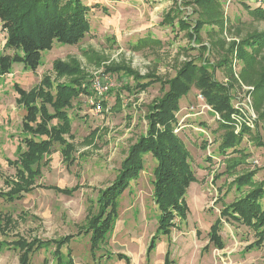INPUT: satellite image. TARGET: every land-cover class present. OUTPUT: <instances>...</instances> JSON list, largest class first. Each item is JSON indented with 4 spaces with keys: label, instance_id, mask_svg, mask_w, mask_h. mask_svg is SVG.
Here are the masks:
<instances>
[{
    "label": "rangeland",
    "instance_id": "rangeland-1",
    "mask_svg": "<svg viewBox=\"0 0 264 264\" xmlns=\"http://www.w3.org/2000/svg\"><path fill=\"white\" fill-rule=\"evenodd\" d=\"M217 1L213 7L202 8L194 0H85L92 10L84 40L71 45L56 41L52 50L44 52L36 71L27 75V69L15 63L13 74L0 80V91L9 100L3 108L18 112L11 119L12 143L0 153V191L7 188L4 179L16 173L3 156L16 159V142L24 137L23 125L13 123L21 107L25 109L15 100V95L19 97L15 83L30 87L29 92L50 80L56 94L58 83L90 80V92L75 97L68 109L72 136L65 137L73 150L65 159L63 145L54 143L40 163L42 172L35 182L59 188L78 186L77 190L66 194L37 187L15 200L0 197V214L4 216L0 264H20L21 251L11 247L18 239L32 243L68 235L74 238L62 251L66 256L71 252L74 264H127L125 258L119 259V253L131 264L147 260L148 246L159 226L153 190L158 162L150 153L143 157L144 168L138 178L132 179L118 198V215L105 243L93 251L91 235L80 230L99 212L102 191L117 180L131 145L149 129L153 102L164 94L159 81L144 90L137 88L138 78L129 70L141 76L142 84L158 78L167 82L189 61L208 63L216 78L230 88L231 102L243 119L236 112L233 124L224 125L220 113L198 99L201 91L195 86L180 100L173 132L186 146L198 181L186 194L187 219L170 235L161 236L148 264H164L168 250L171 260L175 245L178 261L172 264H264V239L259 240L251 227L221 216L225 205L264 180V88L255 85L264 73V45L258 53L247 48L257 54L248 62L235 47L243 39L264 34V15L249 10L264 9V0ZM200 15L208 23L201 40L195 42L188 29L179 26V19L189 18L194 23ZM6 37L0 22V49ZM57 61L71 73H58ZM102 71L110 76V86L102 95L107 110L96 113L94 104L100 96L92 80ZM192 103L197 106L191 108ZM232 133L238 136V148L224 151V140ZM248 172L256 173L254 184L238 188L235 179ZM261 202L264 205V197ZM219 220L226 247L219 250L210 244L205 251L209 231ZM55 251L54 244L36 250L29 256V264H53Z\"/></svg>",
    "mask_w": 264,
    "mask_h": 264
},
{
    "label": "trees",
    "instance_id": "trees-1",
    "mask_svg": "<svg viewBox=\"0 0 264 264\" xmlns=\"http://www.w3.org/2000/svg\"><path fill=\"white\" fill-rule=\"evenodd\" d=\"M194 2L206 8L213 7L218 1L194 0ZM91 10L92 6L85 0H0L1 28L7 36L0 49V80L12 73L15 63L22 64L27 70L36 71L41 66L44 52L52 50L56 41L71 45L84 40L91 26L88 18ZM249 10L264 15L262 8L257 10L249 8ZM207 23L204 16L194 23L190 22L189 18L179 19V26L182 29L187 28L191 39L195 42L201 40L202 29ZM261 44L264 45V34L243 39L235 47L238 46L240 58L248 62L257 54L254 55L247 48L258 53ZM207 65L206 62L196 64L189 61L178 70L172 80L165 82L158 78L144 84L141 83V76L129 70L138 78L137 88L144 90L154 81H159L164 94L153 102L154 109L148 116L149 129L144 136L131 145L117 180L102 191L98 203L99 212L90 218L88 226L80 230L86 235H91L93 251L105 243L107 234L118 215V198L132 179L138 178V173L144 168L143 157L146 154L150 153L158 162L154 169L153 190L154 202L159 210L157 234L151 238L147 255L150 256L156 249L162 235H170L171 231L179 226L180 221L187 219L190 208L186 201V194L191 184L197 182L198 178L186 146L173 132V125L177 121L175 113L181 108L180 100L187 97L191 87L195 86L203 94L205 102L223 117L224 125L231 126L236 119L232 118V115L234 116L237 112L231 102L230 88L220 82ZM55 68L61 74L71 73L69 67L59 61L56 62ZM86 80L76 78L68 84L58 83L56 94L51 91L50 80H46L45 85L33 88L29 92L15 83L16 91L19 93L17 103L25 107L27 112L22 121L24 137L19 145L16 160L8 161L16 168L15 177L6 179L9 189L0 192V197L15 200L37 187L53 189L59 193H75L78 186L59 188L39 185L35 182L36 177H39L42 172L40 163L44 160L45 154L51 152L54 143L63 145L66 151L65 159L68 158V152L73 150V146L65 137V134L72 136V120L68 109L72 107V100L75 97L81 93L90 92L88 90L90 80ZM83 83H86L85 87ZM255 85L258 89L264 88V73ZM191 106H197V104L192 103ZM237 115L243 119L240 112H237ZM238 141V136L232 133L224 140V151L232 147L238 148ZM255 175V172H248L236 178L238 188L254 184ZM263 197L264 180L234 199L232 204L225 205L221 216L227 221H237L251 227L258 234L259 240L263 241L264 205L261 202ZM3 218L4 216L0 214V230L3 228ZM209 232L210 243L206 245L205 251L210 244L219 250L226 247L221 234V220L214 223ZM73 238L72 235H68L61 237L60 240H35L32 243L18 239L11 243V247L21 251L20 264H29V256L33 252L54 244L56 260L53 264H74L71 252L66 256L62 251V247ZM170 253L171 251L168 250L165 264H172ZM120 258H125L126 263L131 264L130 259L123 253H119Z\"/></svg>",
    "mask_w": 264,
    "mask_h": 264
},
{
    "label": "crops",
    "instance_id": "crops-1",
    "mask_svg": "<svg viewBox=\"0 0 264 264\" xmlns=\"http://www.w3.org/2000/svg\"><path fill=\"white\" fill-rule=\"evenodd\" d=\"M16 65H14V67H13V69H15L16 67H15ZM19 66H21V67H23L24 68V66L21 64V65H19ZM30 71H32V70H27V75H28V73L30 72ZM13 74V71H12V73L10 74V75H12ZM10 75H8V76H5V77H2V78H6V77H9ZM1 78V79H2ZM17 79V78H16ZM18 80V79H17ZM15 81V80H14ZM23 88L25 89V90H29V88H27L26 86H23ZM18 98V95L16 96L15 95V100ZM9 100H8V98L7 97H5L4 96V93H2V91H0V153H2V154H4L5 153V151H6V148H7V145H9L10 144V142H11V140H12V128H11V125H12V123H11V119L13 120L14 118H15V114H17L18 112H16L15 111V113H13V112H10L8 109H4L3 107H5V104L8 102ZM18 106V105H17ZM16 105L15 106H13V108L14 109H17L18 107H17ZM20 116H18L14 121H13V123H15V122H17V123H19V125L21 126V125H23V123H22V121H23V118H24V116L26 115V110L24 109V108H22L21 107V109H20ZM18 118H19V120H18ZM21 119V120H20ZM17 133H19V134H17L18 136H20V130H18V131H16ZM24 134V133H23ZM20 139H22L21 138V136H20ZM12 143V142H11ZM20 143H21V141H19V140H17V142H16V145H15V149H14V155L15 156H18V153H19V151H18V149H19V145H20ZM17 158V157H16ZM3 159H5L6 160V162H7V165H9V166H13V165H10L9 163H8V161L9 160H12V159H10L9 157H4L3 156ZM16 159H14V160H12V161H15ZM13 167H15V166H13ZM15 170H16V168H15ZM16 174V173H15ZM14 177H11V178H5L4 180H5V184H6V179H13ZM6 187H7V184H6ZM9 188L7 187L6 189H4L3 191H6V190H8ZM3 191H0V192H3ZM172 247H174L173 249H172V255H171V260H172V262H174V263H177V261H178V258L176 257H174L177 253H176V245L175 246H172ZM200 253H201V250H200ZM146 254H147V252H146ZM153 255V253L152 254H150V256H148L147 255V260H145V259H143V262H142V264H148V262H150L151 261V256ZM201 255V254H200ZM164 260H165V258H164ZM164 260H163V262H164ZM164 264H165V262H164Z\"/></svg>",
    "mask_w": 264,
    "mask_h": 264
},
{
    "label": "built area",
    "instance_id": "built-area-1",
    "mask_svg": "<svg viewBox=\"0 0 264 264\" xmlns=\"http://www.w3.org/2000/svg\"><path fill=\"white\" fill-rule=\"evenodd\" d=\"M109 82H110V76H108L105 73V71L104 72L102 71L99 74H97L95 76V78L92 80L93 89H94L96 95L100 96V97H98V100L94 104L95 105L94 106V110H95L96 113H101V112L107 110L106 106L102 102V99H103V96L102 95L107 90V88L110 86ZM198 97H199L198 99L201 102L202 101L205 102V98H204L203 94H200ZM205 106L207 107L209 105L206 103ZM193 107H195V106H192L191 108H193Z\"/></svg>",
    "mask_w": 264,
    "mask_h": 264
}]
</instances>
